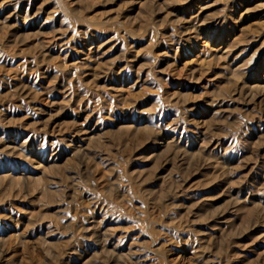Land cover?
<instances>
[{"label":"rangeland","instance_id":"1","mask_svg":"<svg viewBox=\"0 0 264 264\" xmlns=\"http://www.w3.org/2000/svg\"><path fill=\"white\" fill-rule=\"evenodd\" d=\"M0 264H264V0H0Z\"/></svg>","mask_w":264,"mask_h":264}]
</instances>
